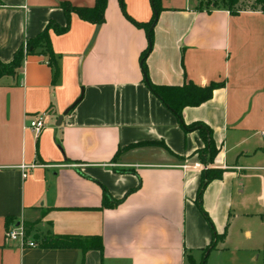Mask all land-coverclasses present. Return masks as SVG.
Returning <instances> with one entry per match:
<instances>
[{
	"label": "crops",
	"instance_id": "obj_1",
	"mask_svg": "<svg viewBox=\"0 0 264 264\" xmlns=\"http://www.w3.org/2000/svg\"><path fill=\"white\" fill-rule=\"evenodd\" d=\"M222 1L161 0L145 60L154 86L222 85L181 112L185 126L211 132L218 153L207 168L193 155L199 131L185 132L143 83L147 34L118 0H107L101 25L71 14L65 34L49 31L52 59L37 49L0 79V264H80L79 250L42 248L50 235L98 238L102 253L87 251L84 264H199L212 241L195 204L207 169L223 171L202 208L225 238L206 264H264V13L232 16ZM63 2L95 0H0V61L49 22L65 27ZM123 2L130 18L150 21L149 0ZM39 114L36 134L26 126ZM104 193L126 197L103 208ZM18 223L38 247L6 240Z\"/></svg>",
	"mask_w": 264,
	"mask_h": 264
},
{
	"label": "trees",
	"instance_id": "obj_2",
	"mask_svg": "<svg viewBox=\"0 0 264 264\" xmlns=\"http://www.w3.org/2000/svg\"><path fill=\"white\" fill-rule=\"evenodd\" d=\"M151 6V19L147 23H139L130 18L126 11L123 0H118L119 7L123 16L136 28L145 30L147 34V47L144 52L141 54V72L143 75V83L148 88L153 96H155L161 104L168 109L178 120L179 126L185 131H193L197 129L201 135L203 140V147L193 153V155H197L198 161L203 166L212 165L215 157L217 156L218 150L216 149L212 138L210 130L202 125V124H192L190 126H185L181 121V112L184 108L187 107H198L207 100H209L212 96V93L215 89L221 87L220 84H210L207 87H197L193 85L191 82L184 84L181 87H164V86H154L150 83L147 72L145 68V60L149 53L153 48V28L157 22L158 16L162 11L161 8V0H149ZM241 0H223L222 5L227 9L230 15L235 16L240 12L244 11L238 8V4ZM214 7L217 4H213ZM107 6V0H95L94 6L92 8H78L73 7L67 2H63L60 4L61 9L63 10L66 17V25L63 28H59L53 22H49L45 28L38 34V36L34 39L28 40L25 42V49L23 45L13 54V58L9 63H3L0 61V79L5 76H14L17 73V70L21 66V62L26 55H31L36 52V50H43V53H48L50 55V59H52L51 49H50V40H49V31L52 30L57 35L65 34L69 30L70 26V16L71 14H75L80 20L93 24V25H101L104 23V13ZM259 9V11L264 13V0H253V4L251 5V11H255ZM57 71H55V76ZM142 145L137 144L133 146H129L126 149L133 148L135 146ZM161 146L162 148H167L162 143L150 144ZM171 155L175 156L169 150H167ZM261 151L264 153V145L261 148ZM119 152L115 154L114 159L118 156ZM182 159L180 157H177ZM113 159V160H114ZM223 171L216 169H207L201 172V181L197 191V196L195 200V204L200 211L201 215L209 224L212 231V241L210 245L204 250L203 258L199 264H206L207 253L213 250L217 244V242L223 241L225 238V234L218 235L216 234L211 221L209 220L207 214L202 208V195L204 189L207 185L215 180H219L222 178ZM126 195L120 200H112L106 193L103 194L102 198V207L103 208H113L122 203ZM28 231L26 230V233ZM28 234V233H27ZM42 248L45 249H75L81 251V260L80 264L85 263V253L91 249L99 251L102 253V244L101 241L96 238H80L77 236H56L50 235L41 240L40 243ZM188 264H195L191 257H187Z\"/></svg>",
	"mask_w": 264,
	"mask_h": 264
},
{
	"label": "built area",
	"instance_id": "obj_3",
	"mask_svg": "<svg viewBox=\"0 0 264 264\" xmlns=\"http://www.w3.org/2000/svg\"><path fill=\"white\" fill-rule=\"evenodd\" d=\"M23 47L25 49V43L23 44ZM46 64L48 63L46 62ZM43 116L44 114H39L35 119L30 121L26 127L32 132L39 134L45 128ZM204 168H207V166H204ZM5 238L9 242L15 244L19 249L38 247L36 243L29 240L26 228L22 223H18L8 229L5 233Z\"/></svg>",
	"mask_w": 264,
	"mask_h": 264
},
{
	"label": "rangeland",
	"instance_id": "obj_4",
	"mask_svg": "<svg viewBox=\"0 0 264 264\" xmlns=\"http://www.w3.org/2000/svg\"><path fill=\"white\" fill-rule=\"evenodd\" d=\"M250 4H253V0H241L237 7L242 10H248L251 7Z\"/></svg>",
	"mask_w": 264,
	"mask_h": 264
},
{
	"label": "water",
	"instance_id": "obj_5",
	"mask_svg": "<svg viewBox=\"0 0 264 264\" xmlns=\"http://www.w3.org/2000/svg\"><path fill=\"white\" fill-rule=\"evenodd\" d=\"M150 29H152V28H150ZM59 121L61 122V118H59ZM60 122H59V123H60ZM59 123H58V124H59Z\"/></svg>",
	"mask_w": 264,
	"mask_h": 264
}]
</instances>
